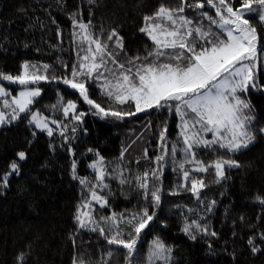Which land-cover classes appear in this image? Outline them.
<instances>
[{"label":"trees","instance_id":"16d2710c","mask_svg":"<svg viewBox=\"0 0 264 264\" xmlns=\"http://www.w3.org/2000/svg\"><path fill=\"white\" fill-rule=\"evenodd\" d=\"M160 4L178 7L180 0H0V72L18 74L21 63L28 61L50 65L48 74L61 78L60 82H39L36 86L41 95L35 98L31 110L17 121L0 126V184L13 161L19 166L17 173L8 176L7 187L0 186V264H18L21 253L25 264H72L74 257L83 259L85 264H99L102 259L109 264H126V250L108 245L98 231L77 227L76 209L89 193L79 179L73 178V161L76 176L94 183L89 164L97 159V153L104 158L110 173L105 179L108 187L98 191L109 203L100 208L93 202L97 220L113 212H135L145 206V201L134 177L156 167L153 160L161 154L159 133L165 126L169 144L179 141V118L174 111L148 110L122 120L101 119L93 115L95 110L83 102L76 90L62 83V78H71L80 57L73 41L76 30L71 23L72 14L85 23L91 21L92 31L104 40L116 29L125 45L120 58L124 63L129 57L146 56L152 49V42L139 28L143 17L155 12ZM233 4L238 7V0H233ZM204 10L215 16L214 9ZM185 14L199 18L192 9H186ZM202 23L208 26V21ZM252 23L257 27L260 49L256 75L258 83L264 84V24L256 19ZM213 31L219 30L213 26ZM4 82L0 80V84ZM89 83L90 98L102 107L135 111L133 104L115 105L96 83ZM242 98L254 106L255 141L235 153L195 149L197 158L205 162L224 156L240 166L226 168L219 182L214 170L194 174L202 176L207 185L197 199L190 191L179 188L182 175L174 170L168 157L161 179L156 182L162 190L161 204L150 208L156 217L138 241L135 259L139 264H147L146 258L157 239L172 249L169 264H264V242L259 237L264 232V204L257 200L264 198V134L259 132L264 127V89H253ZM69 100L76 103V114L85 113L81 121L72 120V113L63 115L62 105ZM34 112L49 120L53 136L30 123L29 114ZM52 119L67 125V142L56 125L50 123ZM20 151L26 153L24 160L17 158ZM182 158L181 153L177 160ZM121 169L132 183L122 185L111 175L114 170L119 174ZM173 191L177 194H170ZM186 220L198 221L216 236L198 232L196 240L190 239L182 231ZM125 231L131 229L126 227ZM249 237L260 248L258 252L251 251Z\"/></svg>","mask_w":264,"mask_h":264},{"label":"snow or ice","instance_id":"6c2138e0","mask_svg":"<svg viewBox=\"0 0 264 264\" xmlns=\"http://www.w3.org/2000/svg\"><path fill=\"white\" fill-rule=\"evenodd\" d=\"M238 2V7L234 6L233 0H194L191 3L189 0H180L178 7L160 4L155 12L143 17L139 28L152 42V49L146 56L129 57L124 63L120 58L125 52V45L116 29L104 40L92 31L91 21L85 23L75 13L70 17L76 30L73 32V41L78 45L80 57L78 66L72 68L71 78H62V83L79 93L83 102L95 110L93 115L101 119L112 117L122 120L148 110H169L174 111L179 118V141L169 144L168 128L165 126L159 133L158 147L161 154L153 160L156 167L134 177L135 185L141 190L145 201V206L135 212H113L97 220L93 202L100 208L108 207L109 203L107 197L98 191L108 187L105 179L110 173L104 158L97 153V159L89 164L94 173V183L76 176V163L73 161V178L79 179L89 193L76 209L74 220L77 227L98 231L108 245L126 250V264H139L135 259L138 241L156 217V212H150V208H159L161 204L162 190L156 186V182L161 179L168 157L172 159L174 170L182 175L179 188L190 191L199 199L201 190L207 185L202 176L194 174L214 170L219 182L224 178L226 168L240 165L236 160L224 156L205 162L197 158L195 149H223L235 153L248 148L256 139L254 106L242 97L253 89H264V84L258 83L256 75L260 49L257 27L252 23V19H256L264 24V0ZM206 7L215 10L214 17L204 10ZM186 9L198 13L199 18L186 15ZM203 20L208 21L207 27L202 23ZM213 26L219 31H213ZM50 68L47 64L24 61L18 74L0 72V80L20 87L18 93L12 96L4 86H0V126L17 121L21 114L31 110L35 98L41 95V89L32 85L41 81L60 82L61 78L48 74ZM89 82L96 83L115 105L133 104L135 111L102 107L90 98ZM62 112L65 117L72 113L71 119L77 122L85 115L83 112L76 114L77 105L71 100L62 105ZM30 123L53 136L54 130L49 127L47 118L33 113ZM50 123L56 125L67 142V125L56 119ZM72 131L75 132L76 128L73 127ZM259 132L264 134V127L259 128ZM181 153L183 158L177 160ZM123 155L122 152L121 160ZM144 155L148 158L147 150ZM17 158L24 160L26 153L18 152ZM18 171L19 166L13 161L10 172L3 177L0 186L7 187L8 176ZM111 175L122 185L133 182L124 176V169L119 174L114 170ZM170 194L175 195L177 191ZM257 200L264 204V198L257 197ZM211 210L209 206L208 211ZM126 227L131 231H125ZM182 231L192 240L197 239L198 232L216 236L215 232L209 233L208 228L196 220H186ZM259 237L264 242V232L259 233ZM247 243L253 253L260 250L252 237ZM171 254L172 249L157 239L153 241L146 258L147 264H156L157 261L169 264ZM111 255L110 250L107 256ZM18 264H25L22 253L18 257ZM72 264H85V261L74 257ZM99 264L109 262L102 259Z\"/></svg>","mask_w":264,"mask_h":264},{"label":"rangeland","instance_id":"374dc122","mask_svg":"<svg viewBox=\"0 0 264 264\" xmlns=\"http://www.w3.org/2000/svg\"><path fill=\"white\" fill-rule=\"evenodd\" d=\"M261 56H262V54H261ZM258 57H260V55L258 56ZM261 58H263V61H262V63H263V65H264V56H262ZM256 63H257V60H256ZM42 82V81H41ZM37 85V84H36ZM36 85H32V87H37ZM0 86H4L10 93H11V95L12 96H14V95H16L17 93H18V91L20 90V87L18 86V85H15V84H10V83H8V82H4V84H0ZM11 97H9V99H10ZM34 113H36V112H34ZM32 114L33 113H30L29 114V120L31 121V119H32ZM38 114V113H37ZM39 115V114H38ZM39 117H41V118H43L42 116H40L39 115ZM32 124V123H31ZM32 125H34V124H32ZM35 126V125H34ZM38 130H40V129H38Z\"/></svg>","mask_w":264,"mask_h":264}]
</instances>
